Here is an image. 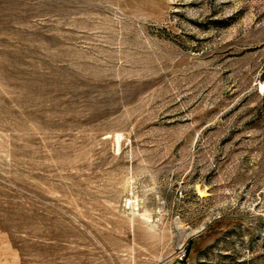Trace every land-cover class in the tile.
I'll use <instances>...</instances> for the list:
<instances>
[{"label":"rangeland","instance_id":"1","mask_svg":"<svg viewBox=\"0 0 264 264\" xmlns=\"http://www.w3.org/2000/svg\"><path fill=\"white\" fill-rule=\"evenodd\" d=\"M264 0H0V264H264Z\"/></svg>","mask_w":264,"mask_h":264},{"label":"built area","instance_id":"2","mask_svg":"<svg viewBox=\"0 0 264 264\" xmlns=\"http://www.w3.org/2000/svg\"><path fill=\"white\" fill-rule=\"evenodd\" d=\"M259 215L264 216V209L263 208H260Z\"/></svg>","mask_w":264,"mask_h":264}]
</instances>
